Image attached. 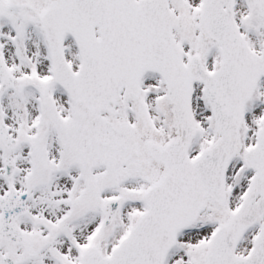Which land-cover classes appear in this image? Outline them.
I'll return each mask as SVG.
<instances>
[{"label": "snow or ice", "instance_id": "obj_1", "mask_svg": "<svg viewBox=\"0 0 264 264\" xmlns=\"http://www.w3.org/2000/svg\"><path fill=\"white\" fill-rule=\"evenodd\" d=\"M0 264H264V0H0Z\"/></svg>", "mask_w": 264, "mask_h": 264}]
</instances>
